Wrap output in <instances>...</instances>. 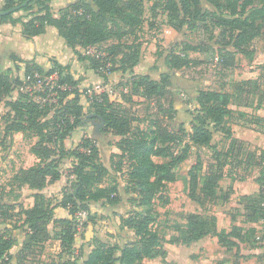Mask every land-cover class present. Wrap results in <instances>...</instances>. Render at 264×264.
<instances>
[{"label":"trees","instance_id":"trees-1","mask_svg":"<svg viewBox=\"0 0 264 264\" xmlns=\"http://www.w3.org/2000/svg\"><path fill=\"white\" fill-rule=\"evenodd\" d=\"M53 0H5L0 11L14 10L0 15V26L11 25L20 28L24 38L33 43L34 38L45 33L48 26L58 29L59 35L64 38L65 44L70 47L79 60L92 62L91 68L101 73L105 78L104 70L110 73L118 70L114 59L107 55H88L91 47L115 39L118 44L132 49L133 53L126 52L121 57L120 70L125 73L128 68L137 65L140 61L141 43L129 44L126 40L135 38L136 33L145 23L144 0H80L63 7L58 16L53 13ZM215 9H204L202 0H161L167 13L168 22L175 28L187 27L195 32L198 44L185 43L184 53H171L166 57V64L170 69H182L199 64L190 57V52H205L206 40H215L225 50H219V60L226 67L235 65L238 52L251 57L254 50L251 43L259 36L264 35V7L260 0H206ZM159 2V1H158ZM36 5H39L36 9ZM155 7L151 8L153 16L157 15ZM31 15L28 21H23L19 12ZM232 47L233 49H227ZM84 49V50H82ZM10 59L15 63V70L0 65V98L10 97L16 86L26 84L22 77L12 80L10 75L14 71L24 76L39 73L43 77L57 75L53 87L44 84L46 92L56 93L59 108L53 116L44 121L41 117L48 112L41 103L20 93L16 100L7 101L6 105L13 112L6 123V133H30L39 140L31 146V153L39 162L30 167L21 168L15 179L32 189L42 190L50 182H56L62 177L59 159H72L71 176L73 180L65 187L63 197L53 203L43 193H36L35 204L32 208L23 211V222L20 226L14 225L0 232V260L9 255L16 244L13 232L24 229L27 234L22 254L33 252V246L49 238L47 225L54 218L56 210L68 212V215L59 217L65 223L61 244L71 253L75 247L78 231L77 217L84 213L89 220H93L92 203L105 202L117 205L121 202L118 173L126 174L127 189L132 195L134 211L121 216V228L130 229L136 238L119 247L94 238V246L83 257L81 264H147L146 259L159 256L167 257L168 251L164 247L165 237L156 228L158 211L156 201L169 203L170 198L165 196L168 184L177 180V169L191 154L192 144L199 147L215 148L213 138L215 131L220 128L232 143L238 142L233 137L232 129L227 127L229 119L234 113L232 107L233 95L221 88L201 89L197 102L199 109L193 117L188 142L180 132H185L183 125L175 131L170 122L177 117V108L170 89L171 75L163 72L160 79L149 74L139 75L133 82L136 92H143L145 100L151 99L155 106V115L147 119L144 126H134L139 122L138 117L128 108L114 103L105 92L89 94L88 89L82 90L81 81L72 72V65H62L54 59L51 66L45 69L32 60H25L12 53ZM110 63V66H107ZM130 63V64H129ZM117 68V69H115ZM264 68V67H263ZM15 74V73H14ZM248 85L260 84L253 80H244ZM34 80L29 81L33 84ZM28 84V82H27ZM91 106V110L99 116L104 125V131L111 132L121 139L115 144L119 151L113 152L110 162L114 174L105 165L101 158L100 149L92 137H84L76 145L67 147L65 140L70 133L82 122L85 105L83 97ZM261 104L257 105L259 108ZM143 122V120H142ZM182 147L177 151V147ZM216 162L207 165L202 174L205 161L201 154H197L196 163L188 172L189 197L204 205L205 201L215 198L221 190V180L225 176V161H221L222 153L216 152ZM58 157V158H55ZM169 158L167 162H158L156 159ZM127 166V171H124ZM262 179H258L261 184ZM259 196L241 197L247 201L248 222L264 223V192L258 189ZM229 198V197H226ZM13 206L0 203V221L13 217ZM185 229L181 236L175 235L171 244L191 245L207 236L217 238L220 246L230 251L240 243L256 245L258 235L262 232L255 226L245 228L233 225L231 230L219 228L218 217H204L200 213H190L187 216ZM117 252H120L117 254ZM255 255V254H252ZM245 256L250 258L252 256ZM239 255L236 256V258ZM259 260L264 259V253L256 255ZM77 256L69 264H77ZM239 263V257L234 264ZM1 264H11L6 261ZM220 264H224L223 262Z\"/></svg>","mask_w":264,"mask_h":264},{"label":"rangeland","instance_id":"rangeland-1","mask_svg":"<svg viewBox=\"0 0 264 264\" xmlns=\"http://www.w3.org/2000/svg\"><path fill=\"white\" fill-rule=\"evenodd\" d=\"M160 1L144 0L145 23L136 33L135 38L126 40L129 44L132 42L134 45L141 43L142 52L139 63L123 73L120 70L121 57L126 52L133 53L132 49L126 48L122 42L118 44L115 39L93 46L87 50L88 55H107L108 58L114 59L118 70L111 73L104 70L107 75L105 78L101 73L93 70L92 62L87 60L75 69L77 73L84 74L86 79L80 84V87L85 90L101 85L100 93H107L114 103L128 108L138 117L141 122L140 124L135 122V127L137 125L144 126L147 124L148 117L155 115V106L151 99L145 100L141 90L136 92L133 82L139 75L149 74L153 78L160 79L163 72L170 73L172 82L170 89L177 108V117L170 122V125L175 131L183 125L186 130L180 133L184 137L185 143L188 142L193 117L199 109L197 102L199 91L223 88L232 93L234 113L229 119L230 125L227 127L232 129L233 137L238 142L232 143L231 138L218 128L213 138L215 148L199 147L192 144L190 156L179 165L176 171L177 180L169 183L164 193L166 197L170 198V202L156 201L158 211L156 228L165 237L164 247L168 248L171 256L169 258L168 256L166 258L159 256L146 259V262L147 264H217L221 257L224 262L233 263L239 257L238 264H255L245 256L264 253V223L247 221L249 204L246 200L242 201L241 197L259 196V188L264 192V118H260L259 111H256L258 110L256 105L264 103V35L259 36L251 43L250 48L254 50V54L248 57L238 52L235 65L232 67H226L220 63L218 51L225 50V48L217 42V39H209L203 42L206 47L205 52L189 53L190 57L199 64L182 69H170L165 61L168 55L174 52L183 54L185 43L198 44L199 42L195 32L186 26L178 29L168 22L167 13ZM202 3L204 9H215L206 0H202ZM260 3L264 7V0H260ZM156 4H158L155 8L157 15L153 16L151 8ZM38 7L39 5H36V9ZM65 45V42L64 45L58 43L57 49L61 50ZM227 49L233 48L228 47ZM5 54L10 59L11 54ZM69 62L68 64L72 65V58ZM107 66H110V63ZM14 73L10 75L12 80L20 76L24 80L23 73L17 71ZM244 80H253L260 86L256 87L254 83L248 85ZM44 84L50 85L47 82L42 84H27L26 82L23 86H16L10 97L0 98V203L13 206L11 211L14 214L13 217L0 221L1 233L10 226L22 224L24 218L22 213L34 206L36 193H43L53 203L63 197L65 187L69 186L73 180L70 174L72 159H59L62 177L56 182L48 183L42 190L32 189L15 179L16 173L21 168L30 167L39 162V159L31 153V146L39 138L31 133L29 135L23 133L8 135L6 133L8 117L13 114L6 103L19 98L20 93L27 94L29 98L41 103L45 109L43 111L48 112L47 116L41 117V120L49 119L59 108V104L56 93L46 92L47 87ZM54 84L55 81L51 85ZM82 101L85 105L84 117L82 122L70 133V137L65 140V145L70 147L79 143L84 137H92L99 146L105 165L112 173L117 174L112 168L110 156L117 149L115 144L121 137L104 131L103 121L93 113L87 97L84 96ZM247 110L249 112H246ZM261 113L264 114V107ZM181 148L178 146L177 151ZM217 151L222 153L221 161H225V176L221 180V190L215 198L205 201L201 206L189 197L188 172L196 163L197 154L200 153L205 161L202 172L204 174L207 165L216 162ZM156 160L167 162L170 159ZM124 171H127V166ZM117 175L121 202L117 205H109L103 201L92 203L93 220H89L84 213L78 214L77 223L79 226L75 247L71 253L68 252L67 247L62 246L60 239L64 234L65 223L59 220V217L68 215V212L56 210L54 218L47 225L50 233L47 240L35 244L33 252L22 254L20 249L27 239V234L22 228L15 230L13 235L16 238V244L10 250L9 255L0 260V264L6 261H11V264H69L77 256L80 257L77 264H81L83 257L94 246V238H101L103 241L119 247L134 240L136 236L132 230L121 228V216L133 212L134 206L132 195L127 189L126 174L121 172ZM258 179H262L261 184L258 183ZM196 212L207 218L215 214L218 217L219 228H225L228 231L235 224L244 226L246 229L255 226L262 231L258 235L259 242L256 245L240 243L238 248L234 247L230 251L220 246L217 238L211 235L189 246L179 243L178 245L171 244L170 241L175 235L181 236V231L185 229L187 216ZM119 253L117 252V254ZM226 254L232 255L233 259L228 258V260V256H223ZM237 255L239 256L236 258ZM258 262H261L259 258Z\"/></svg>","mask_w":264,"mask_h":264},{"label":"crops","instance_id":"crops-1","mask_svg":"<svg viewBox=\"0 0 264 264\" xmlns=\"http://www.w3.org/2000/svg\"><path fill=\"white\" fill-rule=\"evenodd\" d=\"M77 1L80 0H53L51 2L53 8L52 11L55 16H58L60 12L59 10H61L63 7L68 6L70 3ZM86 1L90 2L91 0H86ZM4 3L5 0H0V9L3 8ZM16 16H21L23 21H28L31 18V15L26 12L24 13L19 12L16 14ZM64 42H65L64 38H62L59 35L58 29L54 26H48L46 28L45 33L35 37L33 43H29L22 35L20 28H14L11 25H2L0 26V65L4 68H12L15 70L14 68L15 63L11 61L8 58V56L6 57L5 53L8 54L15 53L22 59L35 61L45 69H48L51 66L52 59H54L55 61L59 62L62 65H66L68 64L69 60L72 58L71 64H72V72L74 76L78 78L81 81V83L85 82L86 79L84 77V74L82 75L77 73L75 69L83 65L87 60L85 61L79 60L78 57L75 55L74 51L67 45H65V47H62L61 49L62 51L57 49V44L60 43L64 45ZM263 107H264V103H261V106L258 108V110H256L257 112L259 111L258 116L260 118H264V114L261 113L263 111ZM246 112L249 111L247 110ZM116 150L117 149H115L114 152H116ZM166 249L168 251L167 256L169 258L171 256V253L167 247ZM256 254L259 253H255V255ZM255 255H252L248 259L253 261L255 264H264V259L261 260V262H258V257ZM223 256L226 257L228 256L227 259L228 258L233 259L232 255L226 254ZM222 262L224 264H234L233 262H224L222 257L217 261V264H220Z\"/></svg>","mask_w":264,"mask_h":264},{"label":"built area","instance_id":"built-area-1","mask_svg":"<svg viewBox=\"0 0 264 264\" xmlns=\"http://www.w3.org/2000/svg\"><path fill=\"white\" fill-rule=\"evenodd\" d=\"M32 79L34 80L35 84H40V83L42 84V83L47 82L48 84L51 85L57 79V75L53 74L52 76H49V77H43L41 74L35 72L33 75L30 74V75L24 77V80L28 83ZM53 86L54 85H51V87H53ZM100 90H101V85H97L93 88H89L87 91L91 95L93 93H98V92L100 93L101 92Z\"/></svg>","mask_w":264,"mask_h":264},{"label":"water","instance_id":"water-1","mask_svg":"<svg viewBox=\"0 0 264 264\" xmlns=\"http://www.w3.org/2000/svg\"><path fill=\"white\" fill-rule=\"evenodd\" d=\"M30 0H28L29 2ZM14 10H7V11H0V15H5V14H9L11 12H13Z\"/></svg>","mask_w":264,"mask_h":264}]
</instances>
